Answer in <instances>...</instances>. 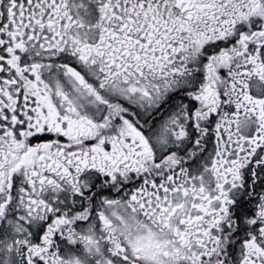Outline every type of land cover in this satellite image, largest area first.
Segmentation results:
<instances>
[{
  "label": "snow or ice",
  "instance_id": "obj_1",
  "mask_svg": "<svg viewBox=\"0 0 264 264\" xmlns=\"http://www.w3.org/2000/svg\"><path fill=\"white\" fill-rule=\"evenodd\" d=\"M0 264H264V0H0Z\"/></svg>",
  "mask_w": 264,
  "mask_h": 264
}]
</instances>
